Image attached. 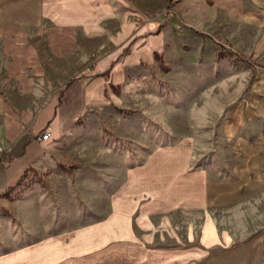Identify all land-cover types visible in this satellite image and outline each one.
<instances>
[{
	"label": "crops",
	"instance_id": "crops-1",
	"mask_svg": "<svg viewBox=\"0 0 264 264\" xmlns=\"http://www.w3.org/2000/svg\"><path fill=\"white\" fill-rule=\"evenodd\" d=\"M170 1L159 5L168 14L163 22L137 29L136 18L152 16L155 0H0V198L26 170L50 167L59 139L125 80L126 66L155 64L171 43L181 58L183 47L198 50V64H205L215 57L214 34L261 65L224 117L233 177L207 181L200 171L178 170L169 176L178 179L167 181L175 199L136 202L127 213L83 227L79 247L16 250L0 255V264H184L189 255L200 257L201 234L195 245L188 231L193 243L186 249L172 213L209 212L264 195V0H180L168 11ZM131 43L121 62L122 47ZM88 76L94 78L86 82ZM45 129L51 137L40 141ZM168 236L176 243L168 244ZM209 236L221 240L211 218L203 229ZM260 239L264 234L241 250L242 264H264Z\"/></svg>",
	"mask_w": 264,
	"mask_h": 264
},
{
	"label": "rangeland",
	"instance_id": "rangeland-1",
	"mask_svg": "<svg viewBox=\"0 0 264 264\" xmlns=\"http://www.w3.org/2000/svg\"><path fill=\"white\" fill-rule=\"evenodd\" d=\"M155 1L152 16L136 18L137 29L168 15L159 6L164 0ZM211 41L215 57L202 65L195 57L198 50L183 47L186 57L181 58L171 43L163 54L166 70L157 62L126 66L116 90L111 88L59 139L50 167L26 170L0 198V255L79 247L83 227L127 213L136 202L175 199L177 190L167 181L178 170L200 171L207 181L233 177L234 149L224 133V117L261 65L218 35ZM132 48V43L122 47L121 62ZM92 78L83 77L86 82ZM159 190L164 197L155 195ZM263 197L253 194L244 203L209 212L172 213L186 249L193 243L187 232L194 231L195 245L201 234L200 257L189 255L184 264H242L241 250L264 234ZM208 218L221 240L203 237ZM134 226L143 231L142 225ZM167 243L176 241L168 236ZM226 252L231 255H221Z\"/></svg>",
	"mask_w": 264,
	"mask_h": 264
},
{
	"label": "trees",
	"instance_id": "trees-1",
	"mask_svg": "<svg viewBox=\"0 0 264 264\" xmlns=\"http://www.w3.org/2000/svg\"><path fill=\"white\" fill-rule=\"evenodd\" d=\"M179 2H180V0H177V1L172 0V1H170L169 5L167 6V10H168V11L172 10V9H173V8L179 3ZM155 59H156L158 65H159V67H160L162 70H166V69L168 68V67L164 64L163 59L161 58L160 55L156 54V55H155ZM114 66H115V63H113V64L111 65V69H112ZM111 69H110L109 71H107L106 73L101 74L100 76H101V77L108 76V75L110 74ZM112 89H113V90H116L113 86H112Z\"/></svg>",
	"mask_w": 264,
	"mask_h": 264
},
{
	"label": "built area",
	"instance_id": "built-area-1",
	"mask_svg": "<svg viewBox=\"0 0 264 264\" xmlns=\"http://www.w3.org/2000/svg\"><path fill=\"white\" fill-rule=\"evenodd\" d=\"M175 1H177V0H175ZM217 43L220 44L219 41H217ZM50 137H51V129H45L44 132L38 136V139L40 141H46V140H49Z\"/></svg>",
	"mask_w": 264,
	"mask_h": 264
}]
</instances>
